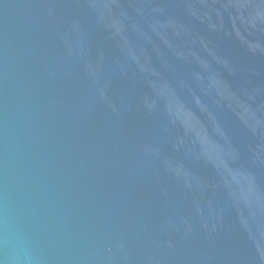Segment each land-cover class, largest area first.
I'll return each mask as SVG.
<instances>
[{
	"label": "water",
	"instance_id": "1",
	"mask_svg": "<svg viewBox=\"0 0 264 264\" xmlns=\"http://www.w3.org/2000/svg\"><path fill=\"white\" fill-rule=\"evenodd\" d=\"M5 240L264 264V0H0Z\"/></svg>",
	"mask_w": 264,
	"mask_h": 264
},
{
	"label": "clouds",
	"instance_id": "2",
	"mask_svg": "<svg viewBox=\"0 0 264 264\" xmlns=\"http://www.w3.org/2000/svg\"><path fill=\"white\" fill-rule=\"evenodd\" d=\"M0 251L3 252V258L0 259V264H30L27 247L23 242L19 246H8L7 240L0 244Z\"/></svg>",
	"mask_w": 264,
	"mask_h": 264
}]
</instances>
